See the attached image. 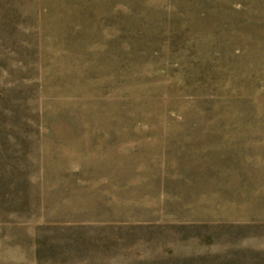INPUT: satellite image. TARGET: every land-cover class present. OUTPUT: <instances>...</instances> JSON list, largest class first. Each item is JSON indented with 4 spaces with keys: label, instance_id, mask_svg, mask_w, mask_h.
<instances>
[{
    "label": "rangeland",
    "instance_id": "obj_1",
    "mask_svg": "<svg viewBox=\"0 0 264 264\" xmlns=\"http://www.w3.org/2000/svg\"><path fill=\"white\" fill-rule=\"evenodd\" d=\"M0 264H264V0H0Z\"/></svg>",
    "mask_w": 264,
    "mask_h": 264
}]
</instances>
